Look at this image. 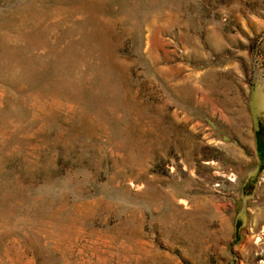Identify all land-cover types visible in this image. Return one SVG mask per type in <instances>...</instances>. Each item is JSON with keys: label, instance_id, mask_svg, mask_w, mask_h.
I'll list each match as a JSON object with an SVG mask.
<instances>
[{"label": "rangeland", "instance_id": "obj_1", "mask_svg": "<svg viewBox=\"0 0 264 264\" xmlns=\"http://www.w3.org/2000/svg\"><path fill=\"white\" fill-rule=\"evenodd\" d=\"M0 264H264V0H0Z\"/></svg>", "mask_w": 264, "mask_h": 264}]
</instances>
